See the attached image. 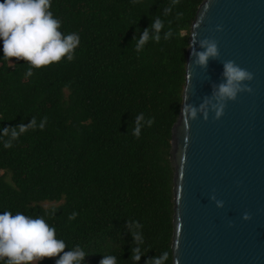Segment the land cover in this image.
<instances>
[{"label": "trees", "instance_id": "16d2710c", "mask_svg": "<svg viewBox=\"0 0 264 264\" xmlns=\"http://www.w3.org/2000/svg\"><path fill=\"white\" fill-rule=\"evenodd\" d=\"M200 1L51 0L80 43L31 75L0 42V214L43 216L83 264H172L170 128Z\"/></svg>", "mask_w": 264, "mask_h": 264}, {"label": "water", "instance_id": "95a60500", "mask_svg": "<svg viewBox=\"0 0 264 264\" xmlns=\"http://www.w3.org/2000/svg\"><path fill=\"white\" fill-rule=\"evenodd\" d=\"M193 34L197 44L204 38L218 42L219 57L206 68L191 64ZM228 60L253 74L243 82L252 92L226 100L220 117L207 106L195 118L182 113L185 102L198 107L211 95L222 80L221 62ZM169 143L172 264H264V0L197 5ZM245 212L249 220L242 219Z\"/></svg>", "mask_w": 264, "mask_h": 264}, {"label": "clouds", "instance_id": "9594fccd", "mask_svg": "<svg viewBox=\"0 0 264 264\" xmlns=\"http://www.w3.org/2000/svg\"><path fill=\"white\" fill-rule=\"evenodd\" d=\"M51 0H2L0 2V42L6 59L22 60L29 65L28 74L32 68H42L67 58L74 59V50L80 43L75 32L64 34L59 29L61 21L50 10ZM157 20L152 26L157 32L162 28ZM217 31L220 27L217 26ZM172 35L171 31L165 38ZM191 39L192 65L207 67L208 60L218 59V42L215 39L204 38L197 42ZM147 30L142 40H147ZM155 39L159 40L157 35ZM197 45L200 50H197ZM223 72L220 83L213 86L210 96L203 98L201 104L195 107L184 103L182 113H189L193 118L197 112L211 107L216 111V117L222 115L224 102L234 100L239 92H252V88L244 81H251L253 74L238 66L234 61H222ZM215 101V103H213ZM205 118H206V112ZM152 121L149 120V124ZM216 207H223V202L210 197ZM77 213L69 215V220L75 219ZM250 214L245 212L242 219L249 220ZM231 226V224L229 225ZM67 249V250H66ZM88 255L80 245L68 248L63 239L56 237L55 227L49 225L43 216H28L21 212L13 215L9 211L0 214V260L4 264H39L48 258H56L55 264H83ZM99 264H117L115 256H102Z\"/></svg>", "mask_w": 264, "mask_h": 264}, {"label": "rangeland", "instance_id": "374dc122", "mask_svg": "<svg viewBox=\"0 0 264 264\" xmlns=\"http://www.w3.org/2000/svg\"><path fill=\"white\" fill-rule=\"evenodd\" d=\"M9 63H10V62H9ZM50 204H53V203H51V202H42V203H41L42 206H48V205H50Z\"/></svg>", "mask_w": 264, "mask_h": 264}]
</instances>
